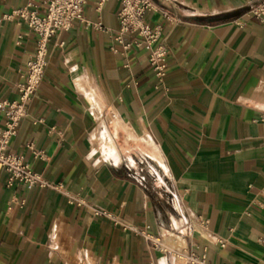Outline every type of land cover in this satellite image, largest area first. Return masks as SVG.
<instances>
[{
	"label": "crops",
	"instance_id": "1",
	"mask_svg": "<svg viewBox=\"0 0 264 264\" xmlns=\"http://www.w3.org/2000/svg\"><path fill=\"white\" fill-rule=\"evenodd\" d=\"M27 1L0 0V102L18 98L34 55L27 21L3 17ZM99 1L87 0L84 16L107 31L74 22L50 39L41 84L8 151L174 249L200 256L206 247L209 264H263L264 22L248 12L264 0H152L178 17L172 24L158 11L144 15L168 47L161 86L145 50H109L121 3L105 0L97 11ZM36 5L42 16L45 6ZM8 177L0 171V264H181L62 193L8 186ZM197 216L208 220L203 236L189 230Z\"/></svg>",
	"mask_w": 264,
	"mask_h": 264
},
{
	"label": "built area",
	"instance_id": "2",
	"mask_svg": "<svg viewBox=\"0 0 264 264\" xmlns=\"http://www.w3.org/2000/svg\"><path fill=\"white\" fill-rule=\"evenodd\" d=\"M36 1L28 0L24 7L12 10L9 14L3 16L5 20L18 17L27 21L28 28L33 30L37 36L34 55L26 63L25 71L21 75L22 82L16 86L18 98L11 102H0V110H5V121L3 126L0 127V171L4 170L9 174L7 185L12 186L15 182H19L23 183L27 190L38 186L58 191L67 198L69 204L74 205L76 208H86L93 217L107 219L123 231L140 236L150 243L153 248L164 255H172L181 264H209L206 261V247L202 248L200 256L192 250H187L186 247L178 250L174 249L171 244L165 243L159 235L149 233L147 231L148 227L139 228L132 225L124 218L96 208L83 198L70 194L64 190L60 183L53 184L44 180L41 175L30 169L23 156L8 151V144L11 138L17 134L21 121L27 116L28 104L41 84L47 65L50 39L69 31L74 22L80 23L85 30L107 31L100 19L90 21L84 16L83 9L87 0H41V4L45 6V13L42 16L38 15L39 6L36 5ZM104 2L105 0L99 1L97 11L100 10ZM120 3L121 7L118 12L119 27L113 39L119 49L117 46H111L109 50L120 55L129 51L132 47L145 50L149 67L158 85L161 86L166 75L168 47L162 36V27L160 25L150 26L145 21L144 15L146 11H158L166 21L172 24L178 21V17L173 12L160 9L152 0H120ZM248 13L264 22V1L253 7ZM63 44V41L58 43L59 46H63ZM42 122V118L33 121L34 124ZM26 148L32 151L35 158L41 156L39 152L34 150L32 143L26 144ZM24 203V200H21L18 206L21 208ZM188 224L190 232L199 236L205 235L208 231V220L201 216H197L194 221ZM258 242L264 248V240L261 239ZM217 243L220 247L225 246V242L222 240H217ZM192 248L198 247L192 245Z\"/></svg>",
	"mask_w": 264,
	"mask_h": 264
},
{
	"label": "bare ground",
	"instance_id": "3",
	"mask_svg": "<svg viewBox=\"0 0 264 264\" xmlns=\"http://www.w3.org/2000/svg\"><path fill=\"white\" fill-rule=\"evenodd\" d=\"M125 128V127H124ZM127 129H121V128H119V127H117V132L120 134V133H132L133 132V129H131L130 127H126ZM108 140H110V139H108ZM108 143V142H107ZM154 158V157H153ZM159 164H161V163H159ZM162 165V164H161ZM178 242V241H177ZM181 245V244H180ZM177 250L178 249H180L179 247L178 248H176Z\"/></svg>",
	"mask_w": 264,
	"mask_h": 264
},
{
	"label": "rangeland",
	"instance_id": "4",
	"mask_svg": "<svg viewBox=\"0 0 264 264\" xmlns=\"http://www.w3.org/2000/svg\"><path fill=\"white\" fill-rule=\"evenodd\" d=\"M116 142H118V141H116ZM135 155L139 156V157L141 156L139 152H132V153H130L129 156L134 158ZM149 165H151L152 167L154 166L153 163H151V162L149 163ZM138 167H140V166H138Z\"/></svg>",
	"mask_w": 264,
	"mask_h": 264
}]
</instances>
